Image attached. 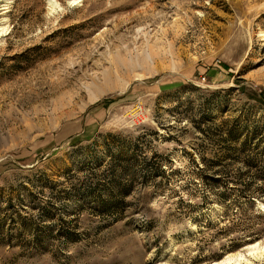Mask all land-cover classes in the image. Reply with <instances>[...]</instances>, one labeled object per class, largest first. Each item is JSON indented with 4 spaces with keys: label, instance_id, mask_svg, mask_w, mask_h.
<instances>
[{
    "label": "rangeland",
    "instance_id": "374dc122",
    "mask_svg": "<svg viewBox=\"0 0 264 264\" xmlns=\"http://www.w3.org/2000/svg\"><path fill=\"white\" fill-rule=\"evenodd\" d=\"M70 1L0 0V264H264V0Z\"/></svg>",
    "mask_w": 264,
    "mask_h": 264
},
{
    "label": "bare ground",
    "instance_id": "6f19581e",
    "mask_svg": "<svg viewBox=\"0 0 264 264\" xmlns=\"http://www.w3.org/2000/svg\"><path fill=\"white\" fill-rule=\"evenodd\" d=\"M48 2H50L51 3V5H53V7L57 4L56 2H55V0H48ZM78 2H81V0H72V1H70V3L71 4H76V3H78ZM57 6V5H56ZM5 7V6H4ZM52 7V6H51ZM6 9V8H5ZM95 98V97H94ZM92 99V98H91ZM255 244V245H254ZM253 245H250V248H251V251H249V254L251 255H255V254H257V256H258V254L260 253H258L257 252V248H256V245H257V243H254ZM257 247H258V245H257ZM255 250H256V252H255ZM262 250V249H261ZM263 254V253H262ZM251 255V256H252ZM228 256H231V254L230 255H228ZM227 257V256H226ZM234 257V256H233ZM234 259H235V257H234ZM220 260V259H219ZM243 260V258H242V256H239V258H238V260H234V261H232V258H229V257H227V258H225V259H223V260H220V261H217V262H213V263H211V264H233V263H237V262H241ZM232 261V262H231ZM244 261H246V260H244Z\"/></svg>",
    "mask_w": 264,
    "mask_h": 264
}]
</instances>
